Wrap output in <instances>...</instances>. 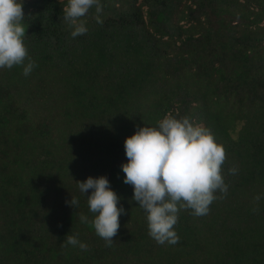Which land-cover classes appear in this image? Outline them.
<instances>
[{
  "label": "trees",
  "instance_id": "obj_1",
  "mask_svg": "<svg viewBox=\"0 0 264 264\" xmlns=\"http://www.w3.org/2000/svg\"><path fill=\"white\" fill-rule=\"evenodd\" d=\"M67 2L24 0L35 67L0 68V264H264V0H100L75 38ZM168 114L224 146L227 191L180 209L178 242L159 244L120 166ZM101 175L126 210L111 246L80 220L76 181Z\"/></svg>",
  "mask_w": 264,
  "mask_h": 264
},
{
  "label": "clouds",
  "instance_id": "obj_2",
  "mask_svg": "<svg viewBox=\"0 0 264 264\" xmlns=\"http://www.w3.org/2000/svg\"><path fill=\"white\" fill-rule=\"evenodd\" d=\"M23 3L24 0H0V68L23 65L27 76L35 61L24 43L27 24ZM94 5L99 12L100 0H68L64 20L72 29V37L88 32L85 17ZM97 20L100 22L99 17ZM124 149L128 159L120 166L125 174L123 182L133 186L132 199L146 213L149 235L159 244L178 242L174 226L180 209L191 208L194 215H205L216 199V191H227L221 173L224 146L209 128L190 122L188 117L168 114L156 126H137L134 134L125 139ZM76 182L87 197L89 211L94 213L90 221L80 213L81 222H90L96 234L111 246L120 228L119 217L126 212L122 204L118 207L121 197L105 175ZM66 203L77 208L79 201L71 196ZM68 245L88 248L72 234H67L61 243L63 247Z\"/></svg>",
  "mask_w": 264,
  "mask_h": 264
}]
</instances>
